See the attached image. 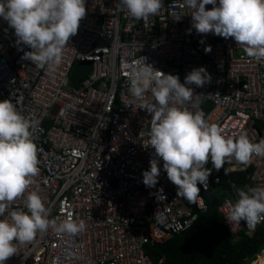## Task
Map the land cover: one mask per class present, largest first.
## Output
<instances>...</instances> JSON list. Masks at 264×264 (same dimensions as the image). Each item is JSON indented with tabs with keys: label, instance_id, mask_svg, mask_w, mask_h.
<instances>
[{
	"label": "built area",
	"instance_id": "obj_1",
	"mask_svg": "<svg viewBox=\"0 0 264 264\" xmlns=\"http://www.w3.org/2000/svg\"><path fill=\"white\" fill-rule=\"evenodd\" d=\"M118 4L86 0V15L70 36L62 63L52 69L24 59L31 49L17 44L14 29L0 19V94L37 122L32 132L40 172L24 195L37 191L57 224L71 214L87 226L75 235L51 229L38 233L34 241L18 243L17 254L5 264H154L146 245L191 227L207 211L209 192L221 198L216 210L234 238L255 230L226 217L237 189L264 186V157L253 156L247 165L232 160L219 170L209 160L208 186L198 183V203L177 195L162 160L158 183L144 185L142 173L154 152L143 146L151 114L129 92L127 73L144 57L146 64L178 75L183 83L193 68L204 66L210 82L192 84L193 96L183 107L202 110L225 136L243 132L258 142L264 138V61L248 57L231 37L197 33L184 0H163L160 13L145 20L127 15ZM206 45L210 52L204 51ZM76 61L91 64L78 86L70 80ZM143 99L155 102L150 91ZM231 173H242L243 181L232 180ZM17 208L27 211L23 198L11 202L9 210ZM260 254L264 247L247 264Z\"/></svg>",
	"mask_w": 264,
	"mask_h": 264
},
{
	"label": "clouds",
	"instance_id": "obj_2",
	"mask_svg": "<svg viewBox=\"0 0 264 264\" xmlns=\"http://www.w3.org/2000/svg\"><path fill=\"white\" fill-rule=\"evenodd\" d=\"M162 3L119 0L118 6L136 20H145L157 16ZM85 4L86 0H0V19L14 29L17 44L31 49L23 53L24 59L52 69L62 63L67 42L86 15ZM184 4L191 10V28L197 33L231 37L248 57L264 61V0H184ZM206 5L212 7L206 9ZM204 51L210 52L211 46L206 45ZM127 75L129 92L141 100L140 108L151 114L149 139L143 143L145 148L154 149L150 168L142 173L146 187L158 183L162 160L167 178L177 186V195L190 204L198 203L202 199L198 183L205 189L208 186L211 169L205 165L209 160L219 170L232 160L247 165L253 156L264 157V138L252 142L243 132L236 137L225 136L202 110L192 112L183 107L193 96L192 84L202 87L210 82L211 75L204 66L193 68L181 83L178 75L146 64L143 57ZM148 91L155 102L143 99ZM99 121L100 117L98 125L103 128ZM36 124L11 99H0V264L17 254L18 243L32 242L38 233L51 229L57 234L75 235L87 227L83 220H73L71 214L57 224L49 218L50 209L37 191L24 195L40 172L32 132ZM237 197L227 220L236 225L245 221L254 230L264 222V186L245 185L237 189ZM17 198L24 199L27 211L9 210Z\"/></svg>",
	"mask_w": 264,
	"mask_h": 264
},
{
	"label": "trees",
	"instance_id": "obj_3",
	"mask_svg": "<svg viewBox=\"0 0 264 264\" xmlns=\"http://www.w3.org/2000/svg\"><path fill=\"white\" fill-rule=\"evenodd\" d=\"M230 177L237 182L244 179L242 173H231ZM220 201L216 193H207L208 209L191 227L166 241L146 245L151 261L155 264L163 257L162 264H247L254 259L264 247V222L251 235L240 233L234 238L217 213ZM253 264H264V255H258Z\"/></svg>",
	"mask_w": 264,
	"mask_h": 264
},
{
	"label": "water",
	"instance_id": "obj_4",
	"mask_svg": "<svg viewBox=\"0 0 264 264\" xmlns=\"http://www.w3.org/2000/svg\"><path fill=\"white\" fill-rule=\"evenodd\" d=\"M91 68L89 61H76L71 71V83L75 86L79 85V81L87 76ZM183 206V203H180Z\"/></svg>",
	"mask_w": 264,
	"mask_h": 264
},
{
	"label": "bare ground",
	"instance_id": "obj_5",
	"mask_svg": "<svg viewBox=\"0 0 264 264\" xmlns=\"http://www.w3.org/2000/svg\"><path fill=\"white\" fill-rule=\"evenodd\" d=\"M253 264V263H252Z\"/></svg>",
	"mask_w": 264,
	"mask_h": 264
}]
</instances>
